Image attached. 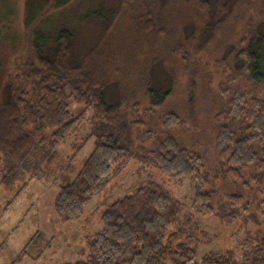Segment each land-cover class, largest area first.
<instances>
[{"label": "trees", "instance_id": "1", "mask_svg": "<svg viewBox=\"0 0 264 264\" xmlns=\"http://www.w3.org/2000/svg\"><path fill=\"white\" fill-rule=\"evenodd\" d=\"M70 1L26 2L24 24L31 33L30 43L36 61L16 62L11 79L2 87L0 154L7 161L4 183L10 185V179L32 180L36 176L34 171L39 168L29 171L31 174L28 176V171L24 169L30 166V154L37 151V156L44 143L43 138L36 140L38 133H50L54 151L49 159L44 160L53 159L57 148L84 118V115H72L69 101L73 100L78 106L85 107L84 112H92L93 123L100 128L101 133L93 153L76 179L67 182L56 195L53 209L59 221L79 222L88 204L131 159L138 157L156 167L165 177L188 181L193 191V213L155 182L147 183L134 195L110 205L101 217L102 230L95 233L89 242L92 264H264V240L256 246L246 241L244 245L248 251L241 261L214 253L200 257L197 247H190L188 230L184 227L191 228L192 215L195 213L204 217L214 213L212 192L208 188L217 183V179L210 178L198 152L182 145L179 132L186 123L177 115L162 114L159 118L160 132L156 133L153 129L150 114L160 112L171 96L174 77L164 69L167 81L166 84H160L155 81L153 72L141 75L139 80H149L143 87L149 108L143 110L140 104L135 103L131 107L133 120H128L121 109L132 100H137L138 86L128 78H132L133 72L127 64L122 71L117 65L111 70L115 54L110 47H113V35L118 33L117 26L82 62H78L73 54V31L61 28L48 35L39 27L45 14L60 9ZM162 1L167 3L168 0ZM195 3L198 10L201 4L208 7L203 0H195ZM219 4L220 12L227 10L228 0H219ZM162 6L144 0L138 6L132 5L122 11L129 14H122V20L130 21L131 17L133 21L132 26H129L128 39L130 37L135 44L122 49L123 58L128 55L130 59H136L139 40L134 41L133 37L149 38L151 34L160 37L159 34L166 31L159 26L155 12L156 9L161 10ZM115 15L112 11L99 8L87 17L101 20L105 25L110 20L109 25H112ZM211 21H202L196 25L197 29L194 26L193 35L187 37V44L194 47L197 54L206 52L207 46L215 41L220 24L214 17ZM191 23V20L188 21L184 29ZM245 42L227 54L232 68L220 93L223 107L214 117L215 152L223 176L231 183L241 185L247 192L259 196L255 203L254 218L260 217L264 222V100L258 93L259 89H264V23ZM243 73L252 83L253 90L236 85L235 79H240ZM113 74L118 75L116 79L126 77V82L113 80ZM111 86L116 90L115 101L106 96V90ZM194 100L191 92L187 102L190 109L194 106ZM134 136L143 144L156 141L155 148H143V155L134 154L131 150ZM242 201L238 195L231 198L233 211L237 213ZM232 218L237 220L234 216Z\"/></svg>", "mask_w": 264, "mask_h": 264}, {"label": "rangeland", "instance_id": "2", "mask_svg": "<svg viewBox=\"0 0 264 264\" xmlns=\"http://www.w3.org/2000/svg\"><path fill=\"white\" fill-rule=\"evenodd\" d=\"M140 1L144 0H71L60 9L45 14L39 27L48 35L61 28L73 31V54L78 62H82L117 26L118 33L113 35V47H110L115 54L111 70L117 65L122 71L127 64L133 72L132 78H128L138 86L137 100H132L121 109L130 121L133 120L131 107L135 103L140 104L143 110L149 108L143 88L149 80H139L140 76L153 72L155 81L160 84H166L165 70L174 77L171 96L160 112L150 114L153 129L156 133L160 132L159 118L162 114L177 115L186 123L185 128L179 132L182 145L198 152L210 178L217 179V183L208 188L212 192L214 213L209 217L195 213L192 215L191 228L184 227L188 230L190 247H197L200 257L214 253L241 261L248 251L244 245L246 241L256 246L264 240V222L260 217L254 218L255 203L259 196L247 192L241 185L231 183L223 176L215 152L214 117L223 107L220 93L224 90L225 79L231 73L228 51L243 45L245 40L247 42L257 32L260 24L264 23L263 0H228L227 10L222 12L219 10V0H203L209 8L206 4H201L199 10L195 0H168L167 3L149 0L163 5L161 10L156 9L155 12L159 26L168 33L164 31L162 35L159 34L160 37L151 33L149 38L133 37L134 41L139 40V51L134 61L128 55L126 58L122 56L123 48L135 44L130 37L128 39L129 26H132L133 21L131 17L130 21H124L121 15L124 14L122 11L132 5L138 6ZM26 2L27 0H0V102L3 98L2 87L11 79L14 64L19 61H36L30 43L31 33L24 24ZM99 8L116 14L113 19L109 18L114 24L109 25V20L105 25L101 20L87 17ZM213 17L220 24L215 41L207 46L206 52L197 54L195 48L187 44V37L193 35L194 26L202 21L212 22ZM190 20L192 23L184 29ZM117 76L113 74L112 79ZM116 80L126 82L127 79L121 76ZM235 82L237 86L253 90L252 83L244 73ZM191 92L195 97L194 106H190L192 109L187 106ZM258 93L264 100V89H259ZM106 96L115 101L116 90L113 86L106 90ZM223 100L226 101L224 97ZM69 105L73 116L84 115V118L57 148L50 161L44 160L49 159L54 151L50 133L37 134L36 140L43 138L44 143L37 156V151L30 154L29 170L24 169L28 171V176L31 174L29 171L39 168L34 171L36 176L32 180L10 179L8 182L11 184H5L7 161L0 154V264H92L89 242L95 233L102 230L101 217L104 211L116 201L134 195L149 182L159 184L193 213V191L189 182L165 177L156 167L138 157L131 159L88 204L85 215L79 222L59 221L53 209L56 195L62 186L76 179L93 153L97 137L101 133L100 128L93 123L91 111L84 112L85 107L78 106L73 100L69 101ZM155 146L156 141L143 144L134 136L131 150L136 155H143V148L150 150ZM234 195L243 199L237 213L231 206Z\"/></svg>", "mask_w": 264, "mask_h": 264}]
</instances>
